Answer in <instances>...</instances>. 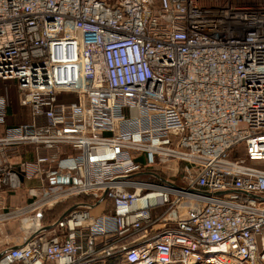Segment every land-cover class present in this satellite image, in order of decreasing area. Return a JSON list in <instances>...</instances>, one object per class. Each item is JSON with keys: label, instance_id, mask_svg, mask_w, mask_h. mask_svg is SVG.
Here are the masks:
<instances>
[{"label": "built area", "instance_id": "1", "mask_svg": "<svg viewBox=\"0 0 264 264\" xmlns=\"http://www.w3.org/2000/svg\"><path fill=\"white\" fill-rule=\"evenodd\" d=\"M6 81L0 190L81 200L0 264H264V0H0Z\"/></svg>", "mask_w": 264, "mask_h": 264}, {"label": "rangeland", "instance_id": "2", "mask_svg": "<svg viewBox=\"0 0 264 264\" xmlns=\"http://www.w3.org/2000/svg\"><path fill=\"white\" fill-rule=\"evenodd\" d=\"M0 91L1 93L6 94L9 105L13 113L12 116H14V117L11 116L9 118L8 123L10 125H17L20 123L27 122L28 121V118L26 116L27 112L24 109H21L18 105L19 92L16 83H14L13 81H6L0 84ZM2 132L3 129L0 128V136L2 135ZM239 156H240V151L230 155L229 157L235 159L238 158ZM32 159H33V149L30 147L27 148L17 147L12 150H8L6 153L5 152L0 153V171H3L5 167L7 168L9 165H16L21 161H31ZM168 175L172 176V174H168ZM180 179L181 176L179 174H176L174 175V178H172L171 180L180 183L181 182ZM12 181L14 182H11L10 183L11 185H8L10 191H6V193L2 191L5 194L3 197L4 199L0 197V252L3 251V249L6 247L14 246L22 243L24 238H26L27 233L30 232L29 229L27 231L22 229V223H23L22 220L35 219L39 211L37 209H33L29 213L24 214L23 211L21 210V207H18L21 204H19L18 206H11L12 204L6 201V199H8L10 196L17 195L18 197L21 198L20 200L21 203L27 201L26 204H29L30 202H33V200H30L28 191L30 189L39 190L37 186H32L29 184L21 185L19 183L20 180L18 181L15 177L12 179ZM1 190H0V194L2 193ZM76 200L77 199H74V201ZM68 203L69 201L66 204ZM66 204L58 205L54 208H51L50 210L43 209L44 211L40 215V224L44 227L51 225L56 219H58L65 212L67 207ZM161 210L163 209H159L156 212L159 213L161 212ZM154 213L155 211H152V214ZM36 226L38 225L36 224ZM114 259L109 260L106 264H123L121 258L118 259L114 258Z\"/></svg>", "mask_w": 264, "mask_h": 264}, {"label": "crops", "instance_id": "3", "mask_svg": "<svg viewBox=\"0 0 264 264\" xmlns=\"http://www.w3.org/2000/svg\"><path fill=\"white\" fill-rule=\"evenodd\" d=\"M8 124H9V123H8ZM0 128H2V127H0ZM2 129H3V128H2ZM19 183H20L21 185L29 184V185H32V186H37L38 188L41 187L40 184H39L37 181H19ZM8 189H9V190H8ZM2 191H3L4 193H6V191H10L9 186H3L1 192H2ZM3 192L0 194V197H1V198H3L4 195H5ZM3 199H4V198H3ZM20 200H21V198L18 197L17 195L10 196L8 199H6L7 202H9V203L12 204L11 206H18L19 204H21V205H19L18 207H21V208L25 207V206L27 205V204H26L27 201H24L23 203H21ZM80 200H81V199H77L76 201H74V199H72L71 201H69V203L66 204L67 207H66V210H65V212H64L63 214H65L68 210L72 209V208L74 207V205H75L76 203H78ZM4 201H5V200H4ZM3 203H4V202H3ZM139 206H141V204L136 205V207H139ZM101 211H103L104 213H108V212H109V210H108V206H104L102 209H100V208H94V209H92V213H95V214H98V212H101ZM63 214H62V215H63ZM45 230H46V228H45ZM20 244H21V243H20ZM20 244H17V245H14V246H18V245H20ZM14 246H12V247H14ZM7 248H8V247L4 248L3 251H4L5 249H7ZM3 251L0 252V255H1V253H2ZM115 258L118 259V258H120V257H115ZM112 259H114V258H112ZM114 260H115V259H114Z\"/></svg>", "mask_w": 264, "mask_h": 264}, {"label": "bare ground", "instance_id": "4", "mask_svg": "<svg viewBox=\"0 0 264 264\" xmlns=\"http://www.w3.org/2000/svg\"><path fill=\"white\" fill-rule=\"evenodd\" d=\"M151 199V202H154L155 196H150L149 197ZM141 204V206L136 207V205ZM146 204V198L143 199H138L136 202H134V208H143V206H145ZM22 229L23 230H27V229H31L32 231H35L36 229H39L37 227H39V222L38 218L36 219H28V220H23L22 221ZM35 222V223H34ZM36 224L38 226H36Z\"/></svg>", "mask_w": 264, "mask_h": 264}, {"label": "trees", "instance_id": "5", "mask_svg": "<svg viewBox=\"0 0 264 264\" xmlns=\"http://www.w3.org/2000/svg\"><path fill=\"white\" fill-rule=\"evenodd\" d=\"M12 115H13V113H12L11 107L9 106V109H8V117L10 118ZM12 117H14V116H12ZM9 118H8L7 123L5 125L6 127L18 126L20 124H23V123H20V124H17V125H10V124H8Z\"/></svg>", "mask_w": 264, "mask_h": 264}, {"label": "water", "instance_id": "6", "mask_svg": "<svg viewBox=\"0 0 264 264\" xmlns=\"http://www.w3.org/2000/svg\"><path fill=\"white\" fill-rule=\"evenodd\" d=\"M20 178V180H21V177H19ZM0 258H1V255H0Z\"/></svg>", "mask_w": 264, "mask_h": 264}]
</instances>
